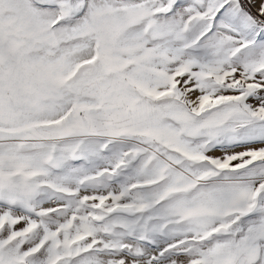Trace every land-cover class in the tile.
Here are the masks:
<instances>
[{
	"label": "snow or ice",
	"instance_id": "1",
	"mask_svg": "<svg viewBox=\"0 0 264 264\" xmlns=\"http://www.w3.org/2000/svg\"><path fill=\"white\" fill-rule=\"evenodd\" d=\"M0 264H264V0H0Z\"/></svg>",
	"mask_w": 264,
	"mask_h": 264
}]
</instances>
